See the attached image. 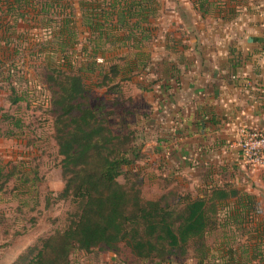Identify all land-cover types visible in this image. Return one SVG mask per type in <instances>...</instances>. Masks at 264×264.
<instances>
[{
    "label": "trees",
    "instance_id": "16d2710c",
    "mask_svg": "<svg viewBox=\"0 0 264 264\" xmlns=\"http://www.w3.org/2000/svg\"><path fill=\"white\" fill-rule=\"evenodd\" d=\"M189 1L204 16L222 15L227 4L225 0ZM6 3L15 23L25 17L22 9H39L44 14L42 27L49 35L37 54L58 60L49 63L46 77L53 89L55 139L63 157L65 187L59 197L76 207L64 229L44 238L41 247L32 246L21 253L12 264H71L75 249L119 252L122 244L137 260L148 264H167L174 258L211 262L209 235L232 223H250L251 215L258 213L256 203L249 199L232 206L228 202L241 197L239 192L221 186L198 195L171 187L159 199L145 198V174L139 163L146 154L140 148L138 131L129 128L115 133L108 117L100 116L86 96L84 71L101 67L97 58L107 56L115 47L132 49L134 57H118L124 64H112L108 75L130 80L148 66L146 49L156 38L154 23L160 15L161 0H79L83 25L89 29L82 44L70 0ZM3 27L11 31L12 26L0 23ZM69 54L83 56V64L70 65ZM8 64L0 58V77ZM2 176L0 173V180ZM233 218L237 221L232 222ZM259 238L264 240L262 233ZM259 255L262 253L253 258Z\"/></svg>",
    "mask_w": 264,
    "mask_h": 264
},
{
    "label": "crops",
    "instance_id": "0c3cea01",
    "mask_svg": "<svg viewBox=\"0 0 264 264\" xmlns=\"http://www.w3.org/2000/svg\"><path fill=\"white\" fill-rule=\"evenodd\" d=\"M70 2L82 44L89 29L79 0ZM223 8L222 15L204 16L189 0L167 7L162 2L156 38L146 49L148 66L133 77V128L146 154L139 163L144 174L155 171L167 178L169 188L191 186L200 194L216 186L237 190L241 197L230 199L232 206L249 199L256 203L258 213L250 223L217 231L212 261L203 264H264L259 238L264 236V166L246 163L239 146L240 128L264 131V0H230ZM22 12L25 17L15 23L6 0L0 4V23L12 26L0 28V58L8 63L19 49L28 51L32 43L40 48L47 37L44 14L31 8ZM132 52L115 47L105 57ZM257 253L262 255L253 258Z\"/></svg>",
    "mask_w": 264,
    "mask_h": 264
},
{
    "label": "rangeland",
    "instance_id": "374dc122",
    "mask_svg": "<svg viewBox=\"0 0 264 264\" xmlns=\"http://www.w3.org/2000/svg\"><path fill=\"white\" fill-rule=\"evenodd\" d=\"M229 1L225 0L226 3ZM161 2L165 7L180 6L182 0ZM34 47L32 43L28 45V51L19 49L14 58L16 64L11 65L10 61L0 77V173L3 175L0 180V264H12L30 247H41L43 239L64 229L76 212L70 200L59 197L65 187L63 157L55 139L53 89L46 77L49 63H58V60L31 52L39 50ZM69 57V64L77 67L85 60L79 54H69ZM118 57L121 55L99 56L97 61L101 67L83 73L90 104L100 116L108 117L117 134L133 128L137 118L134 78L122 80L121 75H108L112 64H124ZM127 57L133 58L134 52ZM15 98L20 100L13 102ZM120 181L125 180L120 177ZM170 186L166 177L150 170L144 175L143 195L148 199H159ZM179 190L195 195L201 193L191 186L187 189L180 186ZM219 236L218 232L209 235L211 248ZM188 261L174 258L167 264ZM71 264L148 263L137 260L122 244L119 252L108 248L89 252L75 249Z\"/></svg>",
    "mask_w": 264,
    "mask_h": 264
},
{
    "label": "built area",
    "instance_id": "2783aa9c",
    "mask_svg": "<svg viewBox=\"0 0 264 264\" xmlns=\"http://www.w3.org/2000/svg\"><path fill=\"white\" fill-rule=\"evenodd\" d=\"M239 146L243 159L252 166H264V131L257 127L240 128Z\"/></svg>",
    "mask_w": 264,
    "mask_h": 264
}]
</instances>
